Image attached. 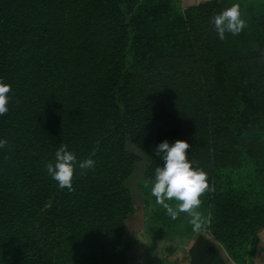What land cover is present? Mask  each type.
Instances as JSON below:
<instances>
[{"label":"trees","instance_id":"obj_1","mask_svg":"<svg viewBox=\"0 0 264 264\" xmlns=\"http://www.w3.org/2000/svg\"><path fill=\"white\" fill-rule=\"evenodd\" d=\"M240 5L246 27L220 40L211 17ZM0 264H130L127 186L141 158L150 228L192 234L151 195L153 149L185 140L211 190L201 229L236 264L264 231V0H0ZM68 145L95 167L60 189L45 164ZM175 204V201H169Z\"/></svg>","mask_w":264,"mask_h":264},{"label":"clouds","instance_id":"obj_2","mask_svg":"<svg viewBox=\"0 0 264 264\" xmlns=\"http://www.w3.org/2000/svg\"><path fill=\"white\" fill-rule=\"evenodd\" d=\"M210 24L220 40L225 39L226 33L238 35L246 27L238 3H233L214 14ZM10 89L9 84L0 80V115L9 111ZM7 144L6 139L0 138V149ZM189 147L187 141L178 139L174 142L164 140L153 149V153L162 164L155 168L150 192L156 204L165 209L171 219L175 220L180 213H186L190 217L188 222L192 225L193 231H199L201 217L196 209L201 204V194L211 189L207 173L202 168L194 167V162L188 159ZM94 167V159L79 160L75 152L69 150L66 144H62L55 151L54 159L45 164L48 176L57 183V186L70 191L73 190L76 170L84 171ZM169 201H175V204H170Z\"/></svg>","mask_w":264,"mask_h":264},{"label":"rangeland","instance_id":"obj_3","mask_svg":"<svg viewBox=\"0 0 264 264\" xmlns=\"http://www.w3.org/2000/svg\"><path fill=\"white\" fill-rule=\"evenodd\" d=\"M127 150L129 152L136 153L141 161L135 164V169L131 178L127 181V186L131 190L134 197L135 213L132 215L131 219L128 221V241L133 242L135 250H132L129 254L130 264H157V252L159 253V260L165 259L169 260V255L163 250H159L157 247V241L159 243H164L166 246L173 240H178L182 235H174L168 233L167 230H162L160 237L153 233L150 226L153 225L151 217L155 214L154 207H148L146 205V197L143 195L142 190V179L144 174V169L146 165V159L141 154L131 141L127 140ZM164 246V245H163ZM169 250V249H168ZM161 251V252H160Z\"/></svg>","mask_w":264,"mask_h":264},{"label":"crops","instance_id":"obj_4","mask_svg":"<svg viewBox=\"0 0 264 264\" xmlns=\"http://www.w3.org/2000/svg\"><path fill=\"white\" fill-rule=\"evenodd\" d=\"M206 1L212 0H183V4L186 7ZM157 247H160L159 250L165 249L164 251H168L169 255L168 261L159 260L161 254L157 252V264H236L223 245L204 230L195 231L178 240H173L168 246L157 241ZM253 264H264V231L260 235L259 247Z\"/></svg>","mask_w":264,"mask_h":264}]
</instances>
